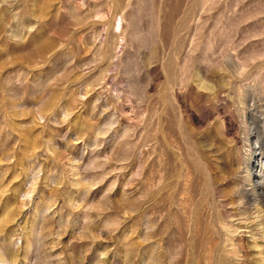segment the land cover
<instances>
[{"label":"rangeland","instance_id":"rangeland-1","mask_svg":"<svg viewBox=\"0 0 264 264\" xmlns=\"http://www.w3.org/2000/svg\"><path fill=\"white\" fill-rule=\"evenodd\" d=\"M0 264H264V0H0Z\"/></svg>","mask_w":264,"mask_h":264}]
</instances>
